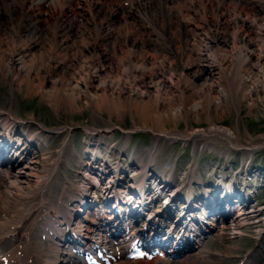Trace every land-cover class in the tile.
Returning <instances> with one entry per match:
<instances>
[{"label": "bare ground", "instance_id": "obj_1", "mask_svg": "<svg viewBox=\"0 0 264 264\" xmlns=\"http://www.w3.org/2000/svg\"><path fill=\"white\" fill-rule=\"evenodd\" d=\"M73 1L0 0V77L11 76L12 89L17 88L25 96L41 95L55 112L81 111L84 103L96 107L98 113L120 117L135 110L142 126L152 121L157 128L151 130L155 142L149 155L130 164L137 169L134 187L139 195L134 197L141 196L145 202L147 199L151 206L146 181L150 172L162 174L167 187L174 189L172 196L187 189L193 202L201 193L191 189V183H195L192 180L205 191L212 189L200 181V173L194 167L188 183L180 189L172 177L163 174L164 167L161 171L152 170L151 163L161 152L159 140L200 142L225 155L240 150L252 156L263 147L244 146L237 132L218 125L212 116L213 110L229 109L235 100L264 99V16L244 13L240 7L247 5L248 0H78L79 14L69 10ZM9 3L19 7L17 11ZM153 4L159 5L161 15L172 21L171 28L163 33L156 28L157 10H151L153 15L146 12L143 28L150 26L152 32L159 33L164 40L160 47L148 44L150 39L142 35L134 19V9ZM37 5L39 12L34 7ZM50 5L57 8L52 13L45 12ZM2 7L5 13H1ZM176 15L186 22H202L188 27L183 48ZM51 19L60 22L64 32L61 39L43 40L39 32L33 31L35 23L50 24ZM171 42L184 60L176 82L166 76L174 64L169 59ZM201 55L204 62L199 64ZM201 111L212 123L207 130L181 132L178 126L175 130L165 127L166 121H178L195 113L198 116ZM0 117L16 128L29 124L16 117L12 106L0 107ZM31 125L36 128L39 141L52 133L41 124ZM60 130L69 133L72 126L66 124ZM85 130L88 140L100 139L107 132L92 127ZM247 135L251 136L249 132ZM212 136L228 140L229 150L210 141ZM90 145L92 158H87V164L105 160L106 147L100 143H89L87 147ZM66 147L64 143L48 164H42L32 153L22 160L15 158L12 166L0 164V264H81L59 243L66 235L64 226L72 223L75 208H80L76 203L84 201L95 179L87 173L84 181L71 182L72 188L61 187L62 164L68 158ZM123 161L122 156L115 168L119 170ZM103 162L99 164L101 169L110 170V165ZM227 187L231 192L232 184ZM101 195L97 193L95 197L101 199ZM195 203L200 205L199 200ZM206 253L209 254L200 252L199 256ZM155 264L172 263L164 260Z\"/></svg>", "mask_w": 264, "mask_h": 264}, {"label": "rangeland", "instance_id": "obj_2", "mask_svg": "<svg viewBox=\"0 0 264 264\" xmlns=\"http://www.w3.org/2000/svg\"><path fill=\"white\" fill-rule=\"evenodd\" d=\"M262 4L263 6H261ZM70 6L71 8L75 9L76 12L79 11L77 4L73 3ZM240 8L242 9V7ZM152 9L157 10L158 13L157 18L159 19V22L156 23V28L161 30L163 33H166L167 29L171 28L172 21L167 15L164 17L161 15L162 8L160 9L156 4H153L151 7L147 8L141 7L134 19L139 31L142 32V35L150 39L148 44L150 46L153 45L160 47L164 42L163 38L159 36V33L152 32L151 28H146L145 30L143 28V21L138 17L141 13L146 14V12H149L150 15H153V12L151 11ZM252 9L258 14V16H264V12H262L264 10V0L252 2L248 8H245L244 13L249 12L247 10ZM261 9L263 10L261 11ZM1 10L3 12L5 11L3 7ZM176 19L178 31L181 33L180 37H183L179 43H182L183 48L186 44L184 36L188 33V27L190 25L195 26L197 23L202 22H199L198 19H193L192 21L186 22L183 19H180V17L177 15ZM81 25L83 26L84 23ZM47 26L49 25H46L44 22L38 24L35 23L33 31L39 32V35L43 37V40L51 38L54 40L61 39L60 35L64 32L61 24L57 34L54 36H52V34L47 35L44 33L47 30H42V27L45 28ZM69 28L73 30V26H70ZM77 30L78 28L75 30V34H78L76 32ZM190 37H192L191 33ZM174 44L175 43L171 44L173 49L169 54V59L174 62V64L172 70L166 73V76L167 78H170L172 81L176 82L178 78L177 74L180 72L181 67H183L184 60L181 58V55ZM199 58V64L203 63L204 56L201 55ZM11 79V76L8 78L0 77V107L7 108L8 106H12V110L14 111L16 117L26 123H29L28 127L33 128V130L36 129L31 124L37 123L52 131V133L46 137L47 146L43 147L44 149L46 148L44 150L45 155L39 156L37 160L41 161L42 164H48V162L51 161L50 159L53 158V154L64 143L67 144L66 150L68 152V158H66L62 164L63 179L61 181V187L64 189L72 187L70 182H76L82 178V175L77 176V171L80 170L79 165L81 163L84 150V127H94L103 131L109 130L108 133L106 132L108 134L106 136L114 134L121 140H123V138H127V134H124V132L128 131L131 138H133V141L140 142V144L143 142L145 143L146 150L151 149L154 145L155 133L151 130H156L157 127L154 128L152 121H148L147 125H140V119L138 117V113L135 110H129L124 116L120 117L117 114L110 115L108 112L98 113L96 107H89L82 103L85 107L81 111L72 113L55 112L54 109H52L50 105H48L41 97V95L28 97L25 96L24 92L19 91L17 88L12 89L10 84ZM212 116L213 121L218 125L227 127L232 131L237 132L239 134L240 143H242L244 146L250 147L262 145L263 147L260 150L255 151L253 155L257 160H264V99H255L252 101L243 98L241 100H235V102L231 103L229 109L225 108L222 111L213 110ZM66 124L72 126V130L69 133L60 130V128ZM211 124L212 123L207 120L206 112L201 111L198 116L197 113H195L186 118L179 119L178 121H166L165 127L168 130H175L178 126V129L181 132H188L202 129L207 130ZM247 132L250 133V137L247 135ZM209 140L218 143V145L226 147L228 150L230 148L228 140H226L224 137L212 136L209 137ZM158 144L159 147H161V152L157 154L156 159H158L159 162L167 161L168 163L176 164V184L178 186L185 184L187 178H180H182V174L184 172H188L190 165H193L196 171L203 175L205 181L208 180V177L206 176L207 162L208 164L212 163L215 158L219 156L218 154H220V151L211 147H206L200 142L195 143L193 141L182 142L179 140H160ZM142 146V144L139 145V147ZM231 152L238 154L242 153L240 150H233ZM214 153H217V155ZM212 154H214V156H212ZM216 161L218 162L217 159ZM156 163L158 162L156 161ZM219 168L220 171H223V166H220ZM227 173L231 175L230 171ZM195 181L196 180H194V182ZM153 193L154 192H152V194ZM158 204H160V201L159 203H156V206ZM252 244V240L247 237H242L231 243H226L217 238L216 240L212 239L207 241L205 249L212 253L217 251L221 253V256L212 255L211 258H209L212 261H215V264H235L238 261V258L235 256L245 253L247 248H249Z\"/></svg>", "mask_w": 264, "mask_h": 264}]
</instances>
